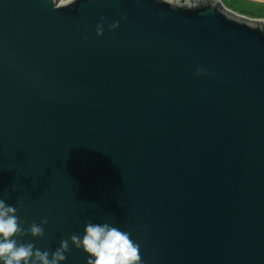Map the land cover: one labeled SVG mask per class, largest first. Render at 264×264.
I'll return each instance as SVG.
<instances>
[{"label":"water","instance_id":"1","mask_svg":"<svg viewBox=\"0 0 264 264\" xmlns=\"http://www.w3.org/2000/svg\"><path fill=\"white\" fill-rule=\"evenodd\" d=\"M0 198L23 228L47 218L20 237L41 250L107 221L143 264H264V19L0 0Z\"/></svg>","mask_w":264,"mask_h":264},{"label":"clouds","instance_id":"2","mask_svg":"<svg viewBox=\"0 0 264 264\" xmlns=\"http://www.w3.org/2000/svg\"><path fill=\"white\" fill-rule=\"evenodd\" d=\"M74 2L60 0L61 4ZM118 26L119 22L114 21L108 27L111 30ZM102 33V23H97L95 34L101 36ZM17 210L16 206L0 198V264H63L69 245L85 254V264H143L140 246L131 239L130 233L107 221L88 220L80 233L61 239L54 250H41L31 242H23L20 237L25 234L33 238L43 236L47 218H42L39 224L33 222L23 228Z\"/></svg>","mask_w":264,"mask_h":264},{"label":"crops","instance_id":"3","mask_svg":"<svg viewBox=\"0 0 264 264\" xmlns=\"http://www.w3.org/2000/svg\"><path fill=\"white\" fill-rule=\"evenodd\" d=\"M222 4L241 15L264 19V0H220Z\"/></svg>","mask_w":264,"mask_h":264}]
</instances>
